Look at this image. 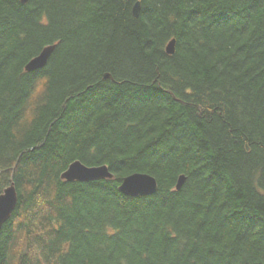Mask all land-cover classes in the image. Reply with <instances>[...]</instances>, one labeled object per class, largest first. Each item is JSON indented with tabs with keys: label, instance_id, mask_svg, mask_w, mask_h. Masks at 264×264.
<instances>
[{
	"label": "trees",
	"instance_id": "trees-1",
	"mask_svg": "<svg viewBox=\"0 0 264 264\" xmlns=\"http://www.w3.org/2000/svg\"><path fill=\"white\" fill-rule=\"evenodd\" d=\"M252 7L0 0V195L14 183L19 196L0 264H264V8ZM77 161L115 178L64 180ZM135 173L158 191L123 195Z\"/></svg>",
	"mask_w": 264,
	"mask_h": 264
},
{
	"label": "water",
	"instance_id": "water-1",
	"mask_svg": "<svg viewBox=\"0 0 264 264\" xmlns=\"http://www.w3.org/2000/svg\"><path fill=\"white\" fill-rule=\"evenodd\" d=\"M21 1L22 3H27L29 0ZM140 11L141 6L137 3L133 11L134 16L138 17ZM54 49L55 46L45 48L40 55L27 64L26 70L28 72H33L45 67L54 52ZM167 51L170 54L175 52V40L168 45ZM106 78H111V76H106ZM62 178L68 182L87 183L114 179V175L111 173L110 168L107 165L89 167L84 165L82 162L77 161L70 165L68 170L63 173ZM185 180V176L180 177L177 184L178 190L182 188ZM158 188V182L153 176L144 173H135L124 178L119 187V191L125 196L139 197L153 195L158 191ZM18 200L19 196L14 184L6 189L4 194L0 196V231L3 228V225L12 217L18 204Z\"/></svg>",
	"mask_w": 264,
	"mask_h": 264
},
{
	"label": "snow or ice",
	"instance_id": "snow-or-ice-1",
	"mask_svg": "<svg viewBox=\"0 0 264 264\" xmlns=\"http://www.w3.org/2000/svg\"><path fill=\"white\" fill-rule=\"evenodd\" d=\"M247 3L250 5H254V7L249 8V9H245L246 11H254L255 10V6H258L260 8H264V0H247Z\"/></svg>",
	"mask_w": 264,
	"mask_h": 264
}]
</instances>
